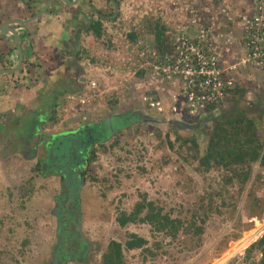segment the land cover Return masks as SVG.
I'll return each instance as SVG.
<instances>
[{
	"label": "rangeland",
	"instance_id": "obj_1",
	"mask_svg": "<svg viewBox=\"0 0 264 264\" xmlns=\"http://www.w3.org/2000/svg\"><path fill=\"white\" fill-rule=\"evenodd\" d=\"M172 1L174 0H123L122 17L110 25V38L105 42L95 39L96 49L90 55L92 60L89 61L92 65L90 79L97 81L103 88L116 87L119 76L129 74L128 78L132 77L134 86L128 95L134 94L135 100L119 93L122 96L120 104L122 103L125 108L120 107L116 114L127 113L138 107L152 117H169L149 110L144 105L142 87L141 85L136 87V84H141L142 81L134 78L136 53L132 49V41L128 35L134 29L141 30L150 24L156 26L157 21L160 25L171 28L174 20L171 15L166 14V9ZM236 1L242 3L241 0ZM2 3L3 0H0L1 5ZM12 3L15 5L14 0H8L6 5L8 11L15 16ZM147 17H154L152 23L146 21ZM110 42L113 47H109ZM47 66L50 70L53 69L49 64ZM69 84L66 82L54 89L60 92L57 101H61V105L67 104L64 96L77 90ZM239 84L245 87V92L236 101L229 102L225 107L228 112L222 111L218 114L219 117L229 118L243 112L252 116L264 113V75L257 71L247 73L241 77ZM14 93L12 91V97H15ZM41 93L44 101L27 100L25 105L28 111L25 114L28 117L23 118L19 114L15 119L19 121L14 123L17 135L28 136L31 131L29 127L33 121L35 122V114L41 110L40 104L52 101L47 100L48 90ZM20 94L18 93L19 96ZM106 96L100 99L97 111L103 118L108 114L106 117L108 123L100 136L106 150L100 145L96 146L97 156L91 163V172L88 176L90 183L83 194L82 233L93 245V249L91 258L80 261V264H101L102 255L110 241L125 242L129 233H137L148 239V247L153 249L156 257H152L143 249L130 251L126 253L127 264H250V261L247 263L244 259L245 251L255 244L257 239L244 244L245 239L252 235L257 237L261 235L264 231V214L250 216L247 196L254 189L256 198L264 202V166H255L253 180L247 184L234 214L231 207L223 206V200H230L229 192L237 195V182L236 185L235 181L226 185L225 174L216 169L209 173L198 169L197 159L205 154L207 147L208 140L204 134L189 128L178 129L185 139L195 138L200 145L197 152L189 143L179 154L177 150L180 148L179 143H175V150H171L165 143L167 133L171 134L173 141L175 140L176 131L171 125L149 122L125 129L126 126L121 124L119 119L109 116L105 108L103 110V107L107 106L106 99L110 98ZM28 97L29 94L26 99ZM67 106H71V103L68 102ZM4 109L6 108L0 103V111ZM169 118L173 119L171 116ZM65 120L66 125L74 128V131L80 123L72 114H67ZM25 121L27 124L23 125ZM43 121H46V118H43ZM209 121V118H204L201 126L204 127ZM199 126L196 127L203 128ZM261 131L264 133V128ZM120 133L123 135L121 145L111 148L116 137H120ZM65 141L68 145L71 144L68 140ZM49 148L50 145L46 147L47 150H50ZM0 151L5 153L3 157L0 155V264H53L58 235L57 221L51 214L52 196L58 193L59 185L54 181L51 183L45 177H38L40 167H34L33 161L26 163L17 160L6 161L3 159L9 152L4 151L2 147ZM192 155L197 159H193ZM183 156L189 160L186 162ZM257 173L261 175L259 181L256 180ZM253 182L256 186L252 184ZM217 190H222V195L216 196L213 202L208 194ZM145 193L148 194L150 201H156L174 218L192 220L196 210L202 214L208 206L213 207L207 209L209 218L200 243L198 237L184 236L183 232L177 241L172 242L165 234L154 233L148 224L120 226L117 220L120 212L131 211ZM217 207L221 213L215 210ZM235 235L240 237L236 239ZM156 241L162 242V248L155 247ZM253 259L258 262L260 256L255 254ZM66 264L74 263L67 261Z\"/></svg>",
	"mask_w": 264,
	"mask_h": 264
},
{
	"label": "flooded vegetation",
	"instance_id": "obj_2",
	"mask_svg": "<svg viewBox=\"0 0 264 264\" xmlns=\"http://www.w3.org/2000/svg\"><path fill=\"white\" fill-rule=\"evenodd\" d=\"M14 1L15 16L8 11V0L0 4V103L9 109L0 112V141L3 143L0 148L9 152L3 160L33 161L34 167H40L38 177L59 185L58 193L52 196L51 214L57 221L58 235L52 262L80 264V261L91 258L93 249L82 233L83 194L90 183L92 151L97 144L104 143L100 136L105 130L102 123L106 119L101 117L99 123L85 125L89 127L86 132L74 135L83 124L76 126L75 131L66 125L67 114L61 108V101H57L60 92L54 89L66 82L77 90L88 86L91 79L87 68H92L89 61L96 49L95 39L105 42L110 38V25L121 19L124 3L123 0H70L72 4H65L63 0ZM96 30L103 34L101 39L95 36ZM46 90L49 94L47 100L52 101L40 104L35 122L28 126L31 130L28 136L17 135L14 123L19 121L15 119L19 114L28 117L25 102L44 101L41 92ZM12 91L15 97L11 96ZM136 111L115 116L126 126L125 129L129 125L148 124L150 120L141 118ZM76 117L81 120L79 115ZM4 124L9 126L7 132ZM26 124L25 121L23 125ZM71 138L74 140L70 141ZM49 145L50 150H47ZM1 153L3 157L5 153ZM61 225L63 235H59ZM57 251L60 255H56Z\"/></svg>",
	"mask_w": 264,
	"mask_h": 264
},
{
	"label": "built area",
	"instance_id": "obj_3",
	"mask_svg": "<svg viewBox=\"0 0 264 264\" xmlns=\"http://www.w3.org/2000/svg\"><path fill=\"white\" fill-rule=\"evenodd\" d=\"M241 1L174 0L166 9L174 20L166 32L168 50L158 52L151 34L131 45L140 60L134 78L146 89L143 100L149 109L160 114L168 110L180 122H200L210 108L217 110L232 101L243 75L253 71L264 75V0ZM141 69L147 76L139 79ZM133 86L128 74L119 76L116 87L101 88L92 80L69 94L71 106L62 108L66 114L79 115L83 124L92 123L103 96L126 94ZM255 239L249 237L244 244Z\"/></svg>",
	"mask_w": 264,
	"mask_h": 264
},
{
	"label": "trees",
	"instance_id": "obj_4",
	"mask_svg": "<svg viewBox=\"0 0 264 264\" xmlns=\"http://www.w3.org/2000/svg\"><path fill=\"white\" fill-rule=\"evenodd\" d=\"M218 3V1H216ZM154 17H147V22L153 20ZM152 23V21H151ZM169 28L160 25L157 21L156 26L150 24L143 29L132 30L128 37L131 39L132 43L135 44L137 40L146 35H155V47L160 53H164L168 50L166 42V32ZM95 36L100 38L103 36L101 31L96 30ZM111 45V46H110ZM109 47H113L112 42H110ZM137 62L135 63L136 70L139 67V57H137ZM137 76L142 79L147 76V71L141 69ZM245 87L238 84L233 91V101H236L239 96L245 92ZM110 98L106 99V107L111 111H115L120 108V95L113 93L108 95ZM112 96V97H111ZM107 97V96H106ZM216 107H212L207 110V113H211ZM194 121V119L192 120ZM183 122L173 121L171 127L174 128L175 140H172L171 134L167 133L165 135V143L171 149L175 150V143H179L180 148H178V153L181 154V150L185 148L189 143L192 144V148L195 151H199V143L195 138L185 139L178 129L185 128ZM264 128V113L252 116L245 112L238 113L236 116L229 118H217L213 120V125L210 128H203L201 133L207 137V147L205 154L199 159L193 156V159L199 160L198 169L201 172L209 173L211 170L216 169L225 174L224 178L225 184L229 185L235 181L238 184L237 195L235 196L229 192L230 200H223V206L231 207L232 213H236L238 209V204L241 202L246 186L253 180L254 168L256 165L264 166V133L262 129ZM122 134L120 137L117 136L114 143H112L111 148L121 145L120 142L123 139ZM104 150L106 146L104 144L100 145ZM97 154V149L94 148L92 151V157L90 163H93ZM184 160L187 162L189 159L183 156ZM145 170V169H143ZM229 172V173H228ZM256 174L257 179H261V175ZM255 179V178H254ZM191 181V179H190ZM255 182V181H254ZM256 186V183L254 184ZM257 182V181H256ZM192 183V181H191ZM193 185V184H192ZM225 191V190H224ZM254 189L248 194V207L250 208V216H262L264 214V202L256 198ZM221 191H214L209 193L211 201L214 202L216 196L222 195ZM226 192V191H225ZM228 192V191H227ZM142 199L138 201L132 208L131 211H122L120 216L117 218L118 223L122 227H126L129 224L143 223L151 226L154 233H163L170 237V241H177L181 232L185 235H192L198 237V242L201 241V235L205 232V225L209 218V212L207 209H213V207L208 206L202 214L197 210L192 215V220H185L182 218H174L170 212H166L163 207L158 205L156 201H150L148 199V194H142ZM236 201V202H235ZM206 208V206H204ZM219 210V208H215ZM220 212V210H219ZM221 213V212H220ZM234 237L239 238V235ZM197 242V240H196ZM149 241L145 237L137 233H129L127 240L125 242H120L117 240H112L107 246L106 251L102 255L101 264H127L126 253L135 250H141L147 252L152 257H156V253L151 247H148ZM155 247L162 248V242L156 241L154 243ZM257 254L260 256V260L255 262L253 255ZM245 261L250 264H264V234L263 236L252 246H250L244 255Z\"/></svg>",
	"mask_w": 264,
	"mask_h": 264
},
{
	"label": "clouds",
	"instance_id": "obj_5",
	"mask_svg": "<svg viewBox=\"0 0 264 264\" xmlns=\"http://www.w3.org/2000/svg\"><path fill=\"white\" fill-rule=\"evenodd\" d=\"M129 75V74H128ZM119 78V77H118ZM93 79H91V81H92ZM93 81H95V80H93ZM97 82V81H96ZM133 83V82H132ZM138 86V84H136V87ZM142 96H144V94H145V92H146V89L145 88H143L142 87ZM132 91V90H131ZM131 91H129V92H127L126 94H123V96H127V97H132V99L133 100H135V97L133 98V96H134V94L133 95H128ZM113 93H117V94H119L120 92H117V91H115V92H113ZM112 93V94H113ZM121 95H122V93H121ZM120 95V97L122 98V96ZM108 96V95H107ZM233 101V100H232ZM231 102V101H230ZM234 102V101H233ZM145 106H146V108L147 109H149L148 107H147V105H146V103L144 104ZM120 107H123V108H125L124 107V105L122 106V103L120 104ZM104 108L109 112V116H112V117H114V118H117L118 116H115V115H117L115 112L116 111H118L119 110V108H117L115 111H111L110 109H108L107 107H103V110H104ZM222 108H224V107H222ZM131 110H137L136 112L137 113H139V115L142 113L143 115H145V116H147L148 118H146L147 120H150V121H147L148 123L149 122H152V123H157V122H155V118H159V119H162V118H164V122H160V123H164V124H167V125H172V123H173V121H177L176 119H170L169 117H170V114H169V112H168V110L164 113V115L166 114V115H169V117L167 118V117H163V116H161V117H152L149 113H147L145 110H142V109H140V108H135V109H131ZM149 110H151V109H149ZM99 111V110H98ZM222 111H220L219 113H221ZM98 113V112H97ZM218 113V114H219ZM118 114H120V113H118ZM213 114H215V111H212L211 113H208L207 114V117H209L210 119V121L208 122V124H206L204 127L203 126H201V123H202V121H200V122H195V121H192V122H188V123H184L183 122V124H185L184 126H185V129H192V130H197V131H199V133H201V130H203V128H210V127H212V125H213V120L215 119V117L214 116H211V115H213ZM217 114V115H218ZM210 115V116H209ZM107 116H108V114H107ZM106 116V117H107ZM106 117H105V119H106ZM219 118V117H218ZM104 119V120H105ZM117 119H119V118H117ZM102 120V118H101V115H100V117H99V113H98V118H97V121H95V122H92V123H88V124H83L81 121H80V123L81 124H83V125H93V124H96V123H99V121H101ZM140 120V119H139ZM204 120V119H203ZM178 122H180V121H178ZM79 123V124H80ZM107 123H108V120H105L103 123H102V125L104 126L105 125V127H106V125H107ZM198 125H200L201 127H203L202 129H199V128H197L196 126H198ZM199 126V127H200ZM95 126H90V128H94ZM105 127H104V129H105ZM181 129H183V128H181ZM202 134V133H201ZM97 144V143H96ZM97 145H100V143L99 144H97ZM96 145V146H97ZM96 146H95V148H96ZM263 234H264V231L262 232V234L258 237V238H256L257 239V241L263 236ZM254 236V239H255V237H257V236H255V235H252V237ZM255 239V240H256ZM256 241V242H257ZM255 242V243H256ZM248 248V247H247ZM246 248V249H247Z\"/></svg>",
	"mask_w": 264,
	"mask_h": 264
},
{
	"label": "water",
	"instance_id": "obj_6",
	"mask_svg": "<svg viewBox=\"0 0 264 264\" xmlns=\"http://www.w3.org/2000/svg\"><path fill=\"white\" fill-rule=\"evenodd\" d=\"M70 3V2H69ZM70 4H72V3H70ZM82 82H84V80L82 79ZM137 113V112H136ZM138 115H139V113H137ZM140 117L141 118H148L147 116H145V115H143L142 113L140 114ZM136 119H138L137 117H136ZM155 122H157V123H160V122H164V119H159V118H155ZM40 127L38 126V125H35V129L37 130V131H40V129H39ZM88 126H85V125H82L78 130H76L75 132H74V135H77V133H81V132H86L87 130H88ZM62 229V225H61V227H60V229H59V235H63L64 233H63V231L61 230ZM84 241H85V239H83ZM58 253H60V251H57V253H56V255H59Z\"/></svg>",
	"mask_w": 264,
	"mask_h": 264
},
{
	"label": "crops",
	"instance_id": "obj_7",
	"mask_svg": "<svg viewBox=\"0 0 264 264\" xmlns=\"http://www.w3.org/2000/svg\"><path fill=\"white\" fill-rule=\"evenodd\" d=\"M63 2L65 3V4H70L69 2H70V0H63ZM48 6V5H47ZM7 36V35H6ZM88 63V62H87ZM89 69H91V68H89ZM88 68H87V71H88V73L91 71V70H89ZM73 88H75V87H73ZM81 87H79L78 89H80ZM227 106V105H226ZM225 106V107H226ZM225 107L224 108H219V109H217V110H215V114H213V115H211V116H214L215 117V119H217L218 117H219V115H217L220 111H225V112H228L227 110H225ZM4 112H8L9 111V109H4L3 110ZM1 112V111H0ZM210 116V115H209ZM222 117V116H221ZM209 117H206L205 119H208ZM220 118V117H219ZM210 119V118H209ZM5 125V124H4ZM3 125V126H4ZM6 127V129H5V131L7 132V128L9 127V126H7V125H5L4 126V128ZM130 127H132V126H128V128H130ZM127 128V129H128ZM6 135V134H5ZM4 135V136H5Z\"/></svg>",
	"mask_w": 264,
	"mask_h": 264
}]
</instances>
